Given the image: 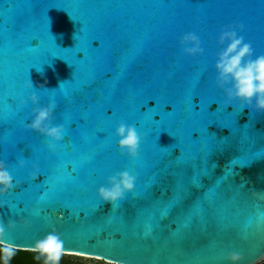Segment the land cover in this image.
Here are the masks:
<instances>
[{"label": "water", "instance_id": "obj_1", "mask_svg": "<svg viewBox=\"0 0 264 264\" xmlns=\"http://www.w3.org/2000/svg\"><path fill=\"white\" fill-rule=\"evenodd\" d=\"M229 26L264 54V0H0V161L15 185L0 194L3 240L45 252L36 242L56 231L60 253L111 264L264 260V112L216 84ZM189 32L201 53L183 51ZM53 101L55 151L26 127ZM121 122L141 134L136 157L118 147ZM125 170L134 189L103 202Z\"/></svg>", "mask_w": 264, "mask_h": 264}, {"label": "clouds", "instance_id": "obj_2", "mask_svg": "<svg viewBox=\"0 0 264 264\" xmlns=\"http://www.w3.org/2000/svg\"><path fill=\"white\" fill-rule=\"evenodd\" d=\"M242 29L243 25H238ZM225 41L227 44L225 45ZM180 43L186 45L191 43L192 46H185L183 51L188 55L201 53L203 49L200 47V39L195 33H186L181 37ZM218 43L225 45L216 55L215 69L217 71L216 84L222 88L226 94L227 102L237 100L241 107L245 106L254 109L258 112H264V54L257 55L254 59L253 48L250 43L244 42L242 36H238L236 31L222 30ZM33 83L27 86L31 87ZM29 99L33 104L38 102L39 97L33 92ZM24 101L21 100V104ZM56 107L55 102L49 103L46 107H38L33 109L34 118L26 127L33 129L46 137H50L48 147L55 151L56 144L54 141L62 139L64 131L63 125L50 126L53 109ZM116 135L119 137L117 141L121 152L127 153L131 157H136L141 142V134L138 133L134 125H127L121 122L116 128ZM20 165L24 164L23 160L19 161ZM135 176L130 175L129 171L125 170L108 178L109 186H101L97 193L99 198L108 204H113L117 200H122L126 192H130L135 186ZM19 184V181L16 182ZM13 177L10 175L3 161H0V194L6 193L13 188ZM9 227H14L15 222L9 221ZM5 228L0 222V241L9 245L4 248L6 253L5 259L13 255L11 244L3 240ZM54 241L55 245L61 250L64 241L61 235L56 231H51L36 242L35 247L43 251L46 242ZM52 259L59 260L60 251H58ZM225 258L231 262L240 261L243 259V254L236 251H228Z\"/></svg>", "mask_w": 264, "mask_h": 264}, {"label": "trees", "instance_id": "obj_3", "mask_svg": "<svg viewBox=\"0 0 264 264\" xmlns=\"http://www.w3.org/2000/svg\"><path fill=\"white\" fill-rule=\"evenodd\" d=\"M5 247L0 244V264H86L82 261L65 258L63 256H60L59 260H55L51 258L54 254L48 252L18 250L13 248V255L5 259ZM258 264H264V260Z\"/></svg>", "mask_w": 264, "mask_h": 264}, {"label": "rangeland", "instance_id": "obj_4", "mask_svg": "<svg viewBox=\"0 0 264 264\" xmlns=\"http://www.w3.org/2000/svg\"><path fill=\"white\" fill-rule=\"evenodd\" d=\"M60 256H63L65 258H69V259H74V260L82 261V262H84L86 264H111V263L105 262L103 260H99V259H95V258H90V257L79 256V255H74V254H64V253H60Z\"/></svg>", "mask_w": 264, "mask_h": 264}, {"label": "snow or ice", "instance_id": "obj_5", "mask_svg": "<svg viewBox=\"0 0 264 264\" xmlns=\"http://www.w3.org/2000/svg\"><path fill=\"white\" fill-rule=\"evenodd\" d=\"M0 243H3V242L0 241ZM42 247L44 248L45 252H49V253H53V254H56L58 251H60L58 246L55 245L54 241L46 242L44 245H42ZM76 254L86 256V255H91L93 253H89V252H85V251H76Z\"/></svg>", "mask_w": 264, "mask_h": 264}]
</instances>
